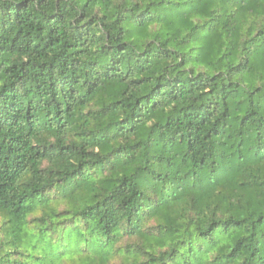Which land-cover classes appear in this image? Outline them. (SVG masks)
<instances>
[{"label":"trees","instance_id":"16d2710c","mask_svg":"<svg viewBox=\"0 0 264 264\" xmlns=\"http://www.w3.org/2000/svg\"><path fill=\"white\" fill-rule=\"evenodd\" d=\"M0 264H264V0H0Z\"/></svg>","mask_w":264,"mask_h":264},{"label":"rangeland","instance_id":"374dc122","mask_svg":"<svg viewBox=\"0 0 264 264\" xmlns=\"http://www.w3.org/2000/svg\"><path fill=\"white\" fill-rule=\"evenodd\" d=\"M70 238L71 239L69 241V245L71 247H75V246L79 245V241L77 240V236H75V234H72ZM32 241H34V240H32Z\"/></svg>","mask_w":264,"mask_h":264}]
</instances>
